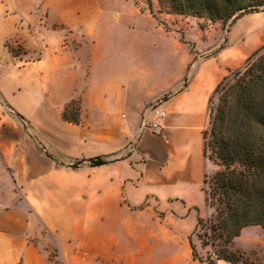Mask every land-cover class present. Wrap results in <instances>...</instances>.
<instances>
[{
  "label": "crops",
  "instance_id": "crops-1",
  "mask_svg": "<svg viewBox=\"0 0 264 264\" xmlns=\"http://www.w3.org/2000/svg\"><path fill=\"white\" fill-rule=\"evenodd\" d=\"M161 14L162 24L150 17L159 36L160 58H140L135 55L138 46L127 44L112 50L110 65L99 66L96 41L89 44L91 54L80 82L73 71L76 66L69 68L67 92L27 93L20 114L28 129L17 126L14 133V126L0 120V264L26 260L36 250L32 239L40 234L37 218L27 210L24 219L15 215L22 211V201L16 198L19 191L29 201L31 192L44 191L53 205L60 206L92 201L95 221L111 224L103 233L122 243L142 237V231L130 227L155 223L157 212H163L159 221L165 229L147 234L160 244L157 253L175 258L182 249L190 254L187 235L195 227L197 209L206 206L202 188L209 161L203 154V130L210 97L231 70L242 67L264 45V11L237 18L222 40L216 39L218 49L211 55L200 51L190 36L198 30L197 23ZM216 40L211 36L206 45ZM187 41L195 42L193 51ZM159 98H164L166 112L160 130L137 137L141 111ZM73 99L80 102L79 124L61 116ZM98 156L110 161L69 166ZM42 221L51 227L45 218ZM112 226L119 228L116 234ZM231 247L263 252L264 227H243ZM260 262L264 264V259Z\"/></svg>",
  "mask_w": 264,
  "mask_h": 264
},
{
  "label": "rangeland",
  "instance_id": "rangeland-1",
  "mask_svg": "<svg viewBox=\"0 0 264 264\" xmlns=\"http://www.w3.org/2000/svg\"><path fill=\"white\" fill-rule=\"evenodd\" d=\"M164 10L165 6H160L158 0H0V120L7 126H14V133H17V126L28 129L26 119L19 117L28 102L27 93L32 90L67 92L72 78L69 68L76 66L73 71L80 82L91 54L89 44L96 41L99 42L96 62L99 66L110 65L112 50L127 44L138 46L135 55L140 58H160L159 36L153 31L150 17L162 24ZM180 16L191 25L198 24V30L190 36L200 51L207 50L205 55L215 53L218 49L216 39L222 40L233 21L232 18L211 21L191 15ZM211 36L216 41L208 46L206 41ZM187 42L193 51L195 42ZM67 104L70 106L67 115L77 117L79 100L73 99ZM216 104L217 96L209 103L204 130H209ZM80 115L81 108V118ZM209 153L207 148L206 155ZM205 157L209 161L206 174L210 175L218 166ZM23 194L16 192V198L22 201V211L15 215L24 219L27 211L32 213L37 218L40 234L32 239L35 253L29 252L26 260L21 258L15 264H192L191 255L182 249L175 258L158 254L160 244L147 237L150 231L165 229V224L159 221L165 215L163 212H157L155 223L130 227L135 232L142 231V237L122 243L119 238L110 239L103 233L109 231L111 224L95 221L92 201L83 206H60L53 205L44 191L31 192L30 201ZM10 201L8 198L7 208ZM197 214L210 218L213 209L206 205L197 209ZM42 218L51 227H47ZM111 230L116 234L119 228L112 226ZM193 230L187 236L191 237L197 257L206 261L208 254L214 256L212 250L217 245H210L213 240L210 237L205 239L209 244L203 245L202 229ZM104 235L106 237L101 238ZM231 244V250L240 251L241 260L237 264H260L264 259V251L233 249Z\"/></svg>",
  "mask_w": 264,
  "mask_h": 264
},
{
  "label": "trees",
  "instance_id": "trees-1",
  "mask_svg": "<svg viewBox=\"0 0 264 264\" xmlns=\"http://www.w3.org/2000/svg\"><path fill=\"white\" fill-rule=\"evenodd\" d=\"M165 6V13L191 15L211 21L232 23L241 15L264 11L263 0H158ZM217 96L215 111L209 130H203V154L218 167L210 175L205 174L203 192L205 203L213 209L210 218L197 217L193 232L202 229L205 239L217 245L208 254L207 260L197 257L191 237H188L193 260L203 264H216L224 260L237 264L240 251L229 248L243 227H264V45L254 52L240 68L231 70L217 85L213 97ZM70 102H73L70 101ZM61 111L63 120L80 123V107L77 117L70 118L66 110ZM19 117L22 118L21 115ZM207 148L210 153L206 155ZM110 160L94 157L69 164L77 168L84 163L98 166ZM197 209V208H196ZM217 240V243H215Z\"/></svg>",
  "mask_w": 264,
  "mask_h": 264
},
{
  "label": "built area",
  "instance_id": "built-area-1",
  "mask_svg": "<svg viewBox=\"0 0 264 264\" xmlns=\"http://www.w3.org/2000/svg\"><path fill=\"white\" fill-rule=\"evenodd\" d=\"M163 103L164 98H159L143 108L139 116L137 137L143 131L157 132L160 130L161 122L166 116V112L162 107ZM135 140L136 138L128 143L127 149L133 147Z\"/></svg>",
  "mask_w": 264,
  "mask_h": 264
}]
</instances>
